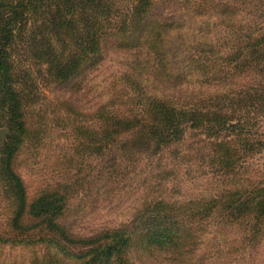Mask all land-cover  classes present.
Here are the masks:
<instances>
[{
    "label": "trees",
    "instance_id": "16d2710c",
    "mask_svg": "<svg viewBox=\"0 0 264 264\" xmlns=\"http://www.w3.org/2000/svg\"><path fill=\"white\" fill-rule=\"evenodd\" d=\"M162 1L0 0V128L9 130L0 148V180L15 204L3 244L33 241L26 233L31 228L23 226L28 218L35 221L32 229L44 226L68 243L84 244L81 264H135V241L147 242L151 251L174 248L177 255L200 239L206 221L239 229L243 242L262 241L264 177L245 174L264 150L257 129L264 119V0H195L216 36L200 39L181 62L172 43L183 26L156 13ZM110 42L130 54L139 92L129 113L100 109L93 149L104 155L109 144H119L117 151L135 160L140 152L175 149L192 134L219 184L215 194L193 201L189 213L159 200L129 225L76 240L57 221L66 207L63 196L43 191L29 203L15 162L32 131L29 114L40 78L47 85L70 83L102 60Z\"/></svg>",
    "mask_w": 264,
    "mask_h": 264
},
{
    "label": "rangeland",
    "instance_id": "374dc122",
    "mask_svg": "<svg viewBox=\"0 0 264 264\" xmlns=\"http://www.w3.org/2000/svg\"><path fill=\"white\" fill-rule=\"evenodd\" d=\"M156 13L183 26L172 43L177 62L185 59L200 39L216 36L208 17L199 14L195 0H163ZM130 58L110 42L102 60L70 83L47 85L40 78L38 97L30 109L32 131L15 170L26 186L29 203L43 191L63 196L66 207L57 221L76 240L129 225L147 204L159 200L181 205L189 213L193 201L217 191L218 179L204 159V146L192 134L175 149L158 155L140 152L135 160L117 151L119 144H109L104 155L93 149L98 147L91 140L101 127L100 109L120 107L129 113L137 104L139 89L129 68ZM257 129L264 134V119ZM8 135L9 130L6 138ZM249 164L245 177L263 178L264 150ZM14 209L0 180V235L8 237ZM34 223L29 218L23 222L31 228L26 232L32 233L31 243L0 242V264H81L87 258L84 244L68 243L44 226L32 229ZM179 251L177 255L174 248L151 251L147 242L135 241L130 257L135 264H264V237L260 243L249 244L243 242L239 229L206 221L200 239L190 240Z\"/></svg>",
    "mask_w": 264,
    "mask_h": 264
},
{
    "label": "water",
    "instance_id": "95a60500",
    "mask_svg": "<svg viewBox=\"0 0 264 264\" xmlns=\"http://www.w3.org/2000/svg\"><path fill=\"white\" fill-rule=\"evenodd\" d=\"M7 134H8V130L6 128L0 129V146L3 145Z\"/></svg>",
    "mask_w": 264,
    "mask_h": 264
}]
</instances>
